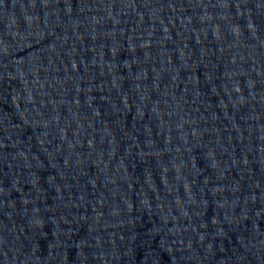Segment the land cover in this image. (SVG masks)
Segmentation results:
<instances>
[{
	"label": "water",
	"instance_id": "1",
	"mask_svg": "<svg viewBox=\"0 0 264 264\" xmlns=\"http://www.w3.org/2000/svg\"><path fill=\"white\" fill-rule=\"evenodd\" d=\"M0 264H264V0H0Z\"/></svg>",
	"mask_w": 264,
	"mask_h": 264
}]
</instances>
